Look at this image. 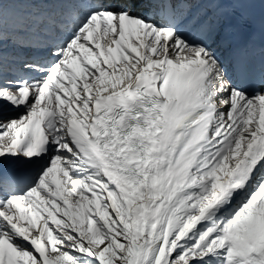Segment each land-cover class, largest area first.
<instances>
[{
	"label": "snow or ice",
	"instance_id": "snow-or-ice-1",
	"mask_svg": "<svg viewBox=\"0 0 264 264\" xmlns=\"http://www.w3.org/2000/svg\"><path fill=\"white\" fill-rule=\"evenodd\" d=\"M0 264H264V0H0Z\"/></svg>",
	"mask_w": 264,
	"mask_h": 264
},
{
	"label": "rangeland",
	"instance_id": "rangeland-1",
	"mask_svg": "<svg viewBox=\"0 0 264 264\" xmlns=\"http://www.w3.org/2000/svg\"><path fill=\"white\" fill-rule=\"evenodd\" d=\"M5 139H7V138L5 137Z\"/></svg>",
	"mask_w": 264,
	"mask_h": 264
},
{
	"label": "bare ground",
	"instance_id": "bare-ground-1",
	"mask_svg": "<svg viewBox=\"0 0 264 264\" xmlns=\"http://www.w3.org/2000/svg\"><path fill=\"white\" fill-rule=\"evenodd\" d=\"M7 138V137H6Z\"/></svg>",
	"mask_w": 264,
	"mask_h": 264
}]
</instances>
